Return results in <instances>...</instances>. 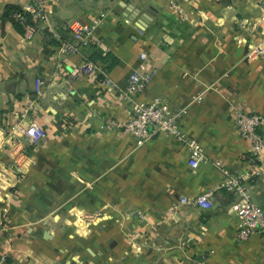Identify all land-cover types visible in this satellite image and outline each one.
<instances>
[{"label":"crops","instance_id":"obj_1","mask_svg":"<svg viewBox=\"0 0 264 264\" xmlns=\"http://www.w3.org/2000/svg\"><path fill=\"white\" fill-rule=\"evenodd\" d=\"M25 1L1 0L2 17L7 5ZM209 1L188 16L170 4L175 0H56L30 40L1 19V264L262 263L264 238L238 237L229 212L236 197L221 186L253 165L260 174L248 191L255 203L264 202V156L249 160L251 143L240 137L233 116L239 108L264 117V59L249 55L251 46L264 47V0L240 8V28L231 20L235 5L218 0L211 12ZM101 12L97 44L81 54L58 52L59 42L70 38L69 20L90 22ZM98 53L112 59L91 58ZM141 53L155 74L137 98L159 97L180 112V128L203 149L196 169L188 165L187 148L169 136L155 133L138 145L118 126L104 128L108 120L125 122L130 105L101 74L85 76L79 66L83 58L94 61L120 87ZM36 78L43 87L32 112L47 137L32 148L14 143L8 131ZM259 131L264 138V122ZM207 192L209 209L172 208L180 196ZM140 208L148 210L144 220L126 215ZM95 210L103 216L83 228L75 216Z\"/></svg>","mask_w":264,"mask_h":264},{"label":"built area","instance_id":"obj_2","mask_svg":"<svg viewBox=\"0 0 264 264\" xmlns=\"http://www.w3.org/2000/svg\"><path fill=\"white\" fill-rule=\"evenodd\" d=\"M54 1L56 0H26L19 7V11L11 13V19L17 22L23 30L21 35L24 40L33 38L36 33V24H46L48 22L47 7ZM175 9L182 12L178 6ZM23 13H28L33 23H28ZM105 15V12H101L90 22L75 18L69 20L67 25L70 38L59 42L58 52L61 54H81L86 47L97 44L94 29L104 20ZM1 19L2 15L0 13V21ZM249 49V55L264 59V47L255 44ZM139 59L140 62L137 68L129 74L125 84L119 87L102 71L98 64L83 58L79 66L80 71L85 76L91 77L101 74L104 84L115 89L119 99L130 105L131 114L125 122L114 123L108 120L104 128L110 129L113 125L118 126L131 136L138 145L145 143L155 133L169 136L187 148L188 165L192 169L198 168L204 160L203 149L196 139L189 137L180 128L178 124L180 112L171 111L167 103L159 97L153 98L149 103L140 101L137 98L153 80L155 74L154 69L146 64L148 57L145 53H141ZM42 87L43 81L36 78L34 85L35 97H26L22 107L17 112L15 122L8 131L14 143H24L26 146L36 148L46 139V130L37 123L32 112L35 110L36 100L41 95ZM233 116L238 134L251 143L249 160L254 163L256 160L262 159L264 156V138L259 129L264 122V117L261 114L239 108L233 110ZM214 165L216 167L221 166L219 161H215ZM259 174L260 171L251 165L246 171L228 175L221 186L222 189L233 193L236 197L229 208V212L236 219L238 237L242 240L255 233L264 238V202L262 205L255 203L248 191V182ZM175 205H191L209 209L213 205L212 193H202L191 198L180 196ZM1 263L2 259H0ZM261 264H264V260Z\"/></svg>","mask_w":264,"mask_h":264},{"label":"rangeland","instance_id":"obj_3","mask_svg":"<svg viewBox=\"0 0 264 264\" xmlns=\"http://www.w3.org/2000/svg\"><path fill=\"white\" fill-rule=\"evenodd\" d=\"M172 1V0H170ZM205 2L209 1V0H204ZM181 3H177L176 0H175V4L173 2H171L170 4L175 8V7H179L182 12H186V14L189 16V15H195L198 10H199V7L202 5L203 3V0H181L180 1ZM173 3V4H172ZM218 0H210L208 4H210L209 6V10L212 12V11H216L215 9H212L213 6H217L219 5L218 4ZM229 5H232L235 7L232 9V17H231V20L233 22H235V25L237 27H242V21H243V17H242V13L245 11L244 9L243 10H240L241 7H247L248 8V0H230V4ZM229 5H222V6H229ZM207 7V6H206ZM219 15V14H217ZM216 16V15H214ZM250 50V49H249ZM251 57H255L254 55L251 56ZM258 57V56H257ZM143 144V143H142ZM181 144V143H179ZM141 145V144H140ZM179 199V198H178ZM177 200H175V202H173L172 204V208L173 209H177L179 206H176L175 204L177 203ZM148 213V210L147 209H143V208H140V209H134V210H131V211H127V214L128 216H136L137 218H139L140 220H144L145 219V216L146 214ZM89 215H92L91 217ZM103 214L100 210H95V211H82L81 213H78V215L75 216V218L78 219V221L82 224L83 228L84 226H86V223L92 218L94 217L95 220H96V223L98 222V220L100 219V217H102ZM89 219V220H88ZM76 222H78L77 220H75ZM74 221V223H76ZM78 224V223H77ZM95 224V223H94Z\"/></svg>","mask_w":264,"mask_h":264},{"label":"trees","instance_id":"obj_4","mask_svg":"<svg viewBox=\"0 0 264 264\" xmlns=\"http://www.w3.org/2000/svg\"><path fill=\"white\" fill-rule=\"evenodd\" d=\"M221 2V4H230V0H219ZM13 11H19V7L16 6V5H7L4 9V13H3V17L5 20H10L12 21V23L15 25L16 29L19 31V32H22V28L21 26L17 23V22H14L12 19H11V13ZM23 16L25 17V20L28 22V23H31V16L28 14V13H23ZM33 23V22H32ZM46 34L47 32L44 31ZM92 45L86 47L85 49H88L90 48ZM96 57V59L100 62H107L108 60L112 59V55L109 54V53H106L104 56H100L99 53L97 55L95 54H92L91 58L94 59ZM95 60V59H94ZM92 61V60H90ZM113 62L112 63H115L116 62V59H113L112 60ZM94 62V61H92ZM95 63V62H94ZM102 67V66H101ZM100 67V68H101ZM102 69V68H101ZM14 82L12 80H10L7 84H6V91L7 92H13L14 90ZM25 93L29 96V97H33L35 95L34 91L33 90H30L29 88H25L24 89ZM24 95V93L20 92L19 90H17V93H15V96L17 98H21L22 96Z\"/></svg>","mask_w":264,"mask_h":264}]
</instances>
